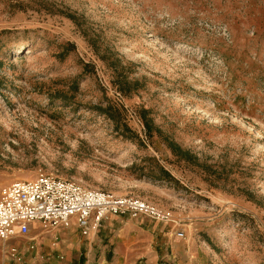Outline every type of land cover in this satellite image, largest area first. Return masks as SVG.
Listing matches in <instances>:
<instances>
[{
  "label": "rangeland",
  "instance_id": "rangeland-1",
  "mask_svg": "<svg viewBox=\"0 0 264 264\" xmlns=\"http://www.w3.org/2000/svg\"><path fill=\"white\" fill-rule=\"evenodd\" d=\"M40 174L172 214L110 216L100 253L123 232L132 264H264V0H0V189ZM60 230L0 264H84L38 242Z\"/></svg>",
  "mask_w": 264,
  "mask_h": 264
},
{
  "label": "built area",
  "instance_id": "built-area-1",
  "mask_svg": "<svg viewBox=\"0 0 264 264\" xmlns=\"http://www.w3.org/2000/svg\"><path fill=\"white\" fill-rule=\"evenodd\" d=\"M112 215H145L168 221L172 214L137 197L87 188L53 174L14 181L0 189V242L27 235L35 222L68 227L76 219L83 235L97 232ZM184 236L183 231H178ZM30 247H33L30 246Z\"/></svg>",
  "mask_w": 264,
  "mask_h": 264
},
{
  "label": "crops",
  "instance_id": "crops-1",
  "mask_svg": "<svg viewBox=\"0 0 264 264\" xmlns=\"http://www.w3.org/2000/svg\"><path fill=\"white\" fill-rule=\"evenodd\" d=\"M41 224L42 223L40 222H35L32 224V227L36 228L41 226ZM70 226H72L74 230L72 233H68V231H66V229ZM68 227L60 226L58 228H54L56 230L59 229L61 230L49 232L48 234L42 236L43 241L39 240L38 242L49 241V244H51L52 241H55L54 238L55 237L57 238V235L55 236V234L58 232L60 239L61 241H63L64 244H66L67 246H71L70 248H73V246L78 247L81 252L85 251L86 254H89V259L85 261L84 264H132V263H128L129 262L128 258L127 260L124 258L125 254H123L121 249V245H126V246L134 245V241L132 240V237L126 238L125 237L126 235L123 234V232H121L120 235H118V237L116 238L114 237L113 239L110 240V242H112V245L110 244L109 249L107 250L102 249V252L100 253L99 249L95 250L96 246H101L100 242L98 241L100 238L97 234L100 230L97 232H92L89 235H83L80 231V228L75 218L71 220V224ZM37 246L38 245L35 244L34 247L35 249L32 253H34L37 250ZM37 252L35 254L37 256L36 257L37 260L33 261V263L42 264V262H44L43 255Z\"/></svg>",
  "mask_w": 264,
  "mask_h": 264
},
{
  "label": "trees",
  "instance_id": "trees-1",
  "mask_svg": "<svg viewBox=\"0 0 264 264\" xmlns=\"http://www.w3.org/2000/svg\"><path fill=\"white\" fill-rule=\"evenodd\" d=\"M148 130L150 131V129ZM159 168H160L159 169L160 175H158L157 173H148L147 176L152 179L158 180L170 175L169 172L166 169H164L162 166H160Z\"/></svg>",
  "mask_w": 264,
  "mask_h": 264
}]
</instances>
